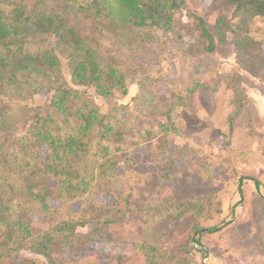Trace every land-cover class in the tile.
<instances>
[{
	"label": "trees",
	"instance_id": "trees-1",
	"mask_svg": "<svg viewBox=\"0 0 264 264\" xmlns=\"http://www.w3.org/2000/svg\"><path fill=\"white\" fill-rule=\"evenodd\" d=\"M185 3L0 0V96L8 99H0V264H22L17 255L25 249L47 260L30 258L27 264H56L57 252L67 255L85 248L99 240L108 226L133 217L144 223L136 246L144 264H195L186 244L180 245L181 256L164 248L160 223L195 216L189 240L199 243L201 219L213 211L208 195L134 204L136 187H152V175L138 171L134 151L158 139L152 162L166 169L157 179L156 191L162 192L169 178L179 173L176 161L185 160L171 135L183 134L187 104L197 91L217 88L200 78L155 76L153 69L169 53V40L174 39L176 47L197 51L198 63L219 45L226 51L232 48L242 69L264 78V51L252 34L256 18L264 21V0H212L205 16H196L193 24L178 16ZM214 13L209 24L207 17ZM190 32L193 41L186 39ZM63 59L74 85L92 87L110 100L118 92L127 94L128 79L139 77L134 108L113 103L102 111L86 91L67 81ZM221 78L233 93L232 128L254 100L243 87L245 76L239 70ZM47 87L50 98L44 105L22 102ZM20 128L25 132L19 133ZM43 147L44 160L39 155ZM146 161L142 154V162ZM194 163L185 162L187 169L209 184L210 165ZM98 194L113 195L124 207L108 206L97 199ZM49 200L61 206L53 208ZM76 201L79 210L70 211L68 206ZM35 214L49 224L39 233L33 231ZM89 223H94L93 230L76 233Z\"/></svg>",
	"mask_w": 264,
	"mask_h": 264
},
{
	"label": "rangeland",
	"instance_id": "rangeland-1",
	"mask_svg": "<svg viewBox=\"0 0 264 264\" xmlns=\"http://www.w3.org/2000/svg\"><path fill=\"white\" fill-rule=\"evenodd\" d=\"M185 1L178 16L183 22L193 24L196 16H205L212 0ZM215 17L216 13L207 17L208 23H213ZM252 34L260 40L264 51L263 19L256 18ZM231 37L232 34L229 33V38ZM186 39L194 40L191 32ZM175 43L174 39L169 40V53L161 57L153 69V74L169 75L173 80L200 78L217 89L215 92L199 90L187 104L184 110L186 125L183 134L171 135L174 148L185 160L176 161L179 173L176 177L169 178L162 187V192L156 191L157 179L166 169L161 163L152 162L153 157L155 160L157 158L158 139L149 141L134 151L139 161L137 169L152 175V187L149 190L143 186L136 187L132 202L141 205L161 198L178 201L197 194H207V204L213 211L210 217L201 219V230L196 235L200 242L192 243L189 240L191 229L197 221L195 216L190 215L174 223H160L164 248L181 256L180 245L186 244L187 250L192 252L191 257L195 264H264V196L258 191L264 189V120L256 113L254 101L245 107L231 128L233 93L227 81L221 77L234 68L239 70L245 76L243 87L247 93L251 88L264 92V78L242 69L236 62V51L232 48L227 47L226 51L224 46L219 45L214 53L202 55V63H198L197 51L180 49ZM63 73L72 86L86 91L104 112L113 103L133 109L134 98L140 92L139 77H132L127 82L128 93L118 92L110 100L99 96L92 87L74 85L65 59ZM49 98L47 87L22 102L30 106H42ZM0 99L8 100L3 96ZM120 115L124 116V113L121 112ZM24 132V128L19 129V133ZM45 150L43 147L39 151L42 160L45 158ZM142 154L146 155L148 161L142 162ZM187 161L195 162V167L198 166L197 163L210 165L206 172L211 179L209 184L201 179L199 173L187 169ZM252 188L256 191H252ZM97 199L111 207H124V202L113 195L98 194ZM49 204L53 208L61 206L56 200H49ZM79 208L80 201L68 206L70 211H78ZM215 208H220L221 212L214 211ZM33 219L35 233L49 227L48 222L41 220L38 215H33ZM143 225V220L136 217L110 225L105 232L100 233L99 240L89 246L77 247L73 253L67 255L57 252L56 264H144L143 254L136 248L143 235ZM94 227V223H89L78 227L76 233L82 235ZM17 257L22 260V264H27L30 258L47 261L43 256L27 249L21 250Z\"/></svg>",
	"mask_w": 264,
	"mask_h": 264
},
{
	"label": "crops",
	"instance_id": "crops-1",
	"mask_svg": "<svg viewBox=\"0 0 264 264\" xmlns=\"http://www.w3.org/2000/svg\"><path fill=\"white\" fill-rule=\"evenodd\" d=\"M249 96L253 98L255 101L256 107L258 109L259 117L260 119L264 120V92H258L257 89H249L248 90ZM252 191H256L255 188H252ZM260 191V194L264 196V189H258Z\"/></svg>",
	"mask_w": 264,
	"mask_h": 264
}]
</instances>
